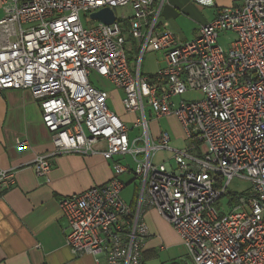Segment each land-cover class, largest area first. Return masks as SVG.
<instances>
[{"label": "built area", "instance_id": "1", "mask_svg": "<svg viewBox=\"0 0 264 264\" xmlns=\"http://www.w3.org/2000/svg\"><path fill=\"white\" fill-rule=\"evenodd\" d=\"M167 1H5L0 96L27 91L39 105L53 150L33 160L36 178L49 183L51 159L61 155L100 154L113 162L108 183L58 201L74 256L145 264L146 206L172 226L194 264H264V0L220 10L187 43L160 25ZM128 7L133 16L109 26L91 18ZM221 34L234 37L227 50ZM149 53L163 55L154 75L142 73ZM93 74L122 92L132 127L109 109L110 96L94 87ZM187 93L202 98L184 101ZM146 109L155 122L176 120L182 149L171 146L167 132L152 136ZM16 146L29 148L25 140ZM162 151L172 154L174 167L154 164ZM115 158H129L135 168ZM126 173L141 182L135 209L121 197ZM234 179L250 187L232 204ZM15 185L14 171L0 172V196Z\"/></svg>", "mask_w": 264, "mask_h": 264}, {"label": "crops", "instance_id": "2", "mask_svg": "<svg viewBox=\"0 0 264 264\" xmlns=\"http://www.w3.org/2000/svg\"><path fill=\"white\" fill-rule=\"evenodd\" d=\"M5 1L10 0H0V19L4 17ZM203 3L206 4L168 0L161 10L160 25L166 24L178 42L187 43L194 39L201 26L214 21L220 10L241 6L243 0H203ZM233 39L231 34H221L219 44L227 40L229 48ZM158 54L162 61H157L155 72L146 75H154L163 68V55ZM119 117L126 121L129 116L123 113ZM160 132L163 131L157 129L152 136L156 138ZM17 140L27 141L29 148L18 149ZM180 141H172L171 146L182 149L185 142ZM97 147L103 149L104 145ZM52 150L51 136L42 124L39 105L32 95L27 91L4 92L0 96V172L14 171L16 185L0 196V264H96L93 257L74 256L67 248L66 222L58 201L108 183L113 178V162L104 160L100 154L57 156L51 159L47 183L36 178L31 164L37 156ZM165 157L162 162L174 167L172 154L167 152ZM120 159L114 161L121 163ZM135 180L128 184L122 182L126 188ZM136 191L135 187L132 200L127 203L135 208ZM141 211V219L150 233L143 253L145 264L157 260L161 252L184 246L158 211L146 206ZM187 257L190 258L188 252ZM100 264H105L104 260Z\"/></svg>", "mask_w": 264, "mask_h": 264}, {"label": "rangeland", "instance_id": "3", "mask_svg": "<svg viewBox=\"0 0 264 264\" xmlns=\"http://www.w3.org/2000/svg\"><path fill=\"white\" fill-rule=\"evenodd\" d=\"M115 16L118 19V21H121L122 18H130L133 16V11L131 8H116L114 10ZM220 45L227 50L228 48V41L226 42L221 41ZM127 57L131 60L132 54L130 52H127ZM157 61L161 62V54L158 53H149L145 54L143 58V64H142V73L144 75L151 74L156 71L157 69ZM133 61H130L132 64ZM161 64V63H159ZM162 67V65H161ZM91 82L94 85V87H101L102 89L106 90L110 96V100L108 103V107L111 111H113L116 115H121L124 113L121 100L123 98V94L120 91L115 90L113 87H111L103 78L99 77L96 74H93L91 76ZM202 98L200 93H187L185 96H183V100L190 102V101H197ZM147 112V121L149 122V128L151 131V134H153L157 129L161 130L163 132H167L171 138V141L174 142H181L180 140H183V133L182 130L177 124L176 120L174 118H163L159 121H154L152 117L149 115V110L146 109ZM128 122H131L129 124V127H132V120L131 118L127 117ZM177 140V141H176ZM165 154L167 152L162 151L159 152L155 158H154V164H161L163 160H165ZM167 159V158H166ZM121 160L122 165H127L128 161L130 163V160ZM135 167L133 164H131V169L133 170ZM135 179L134 175H128L125 174L121 177V181H123L125 184H128L130 181ZM140 180L136 179L133 184L127 185V187L123 190L121 197L126 203H130L132 200L135 187L137 188V194H139V185ZM250 187L249 183L234 179L228 188V192L231 194H242L246 190H248ZM230 198V197H228ZM227 198V199H228ZM225 200H223V203ZM171 262H176L178 264H194L192 260L187 257V251L184 248V246H179L173 250H167L165 252H161L158 254L157 260L152 262L151 264H170Z\"/></svg>", "mask_w": 264, "mask_h": 264}, {"label": "water", "instance_id": "4", "mask_svg": "<svg viewBox=\"0 0 264 264\" xmlns=\"http://www.w3.org/2000/svg\"><path fill=\"white\" fill-rule=\"evenodd\" d=\"M93 20H96L104 25H112L116 20L114 11L110 9H103L91 15Z\"/></svg>", "mask_w": 264, "mask_h": 264}, {"label": "trees", "instance_id": "5", "mask_svg": "<svg viewBox=\"0 0 264 264\" xmlns=\"http://www.w3.org/2000/svg\"><path fill=\"white\" fill-rule=\"evenodd\" d=\"M228 196L230 197V198H229V199H230V202H231L232 204H235L236 199H237V196H236L235 194H231V193H229ZM137 198H138V194H137V191H136V196H135L134 202H135V200H136V202H137ZM134 205H135V203H134ZM132 208L135 209V207H132Z\"/></svg>", "mask_w": 264, "mask_h": 264}]
</instances>
